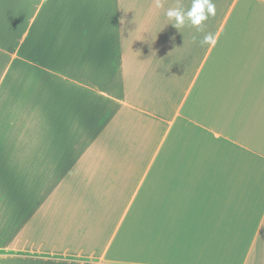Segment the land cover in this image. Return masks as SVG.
<instances>
[{
  "label": "crops",
  "instance_id": "crops-1",
  "mask_svg": "<svg viewBox=\"0 0 264 264\" xmlns=\"http://www.w3.org/2000/svg\"><path fill=\"white\" fill-rule=\"evenodd\" d=\"M212 2L0 0V264H264V0Z\"/></svg>",
  "mask_w": 264,
  "mask_h": 264
},
{
  "label": "clouds",
  "instance_id": "clouds-1",
  "mask_svg": "<svg viewBox=\"0 0 264 264\" xmlns=\"http://www.w3.org/2000/svg\"><path fill=\"white\" fill-rule=\"evenodd\" d=\"M156 7H163L161 0H156ZM216 6L212 0H192L191 7L185 11L181 7L168 9L166 16L169 20L174 22V27L179 28L186 25V23L195 27L197 32L203 31V24L210 16H215ZM193 43L209 44L215 46L217 40L213 34H207L202 40L196 35L192 37Z\"/></svg>",
  "mask_w": 264,
  "mask_h": 264
}]
</instances>
